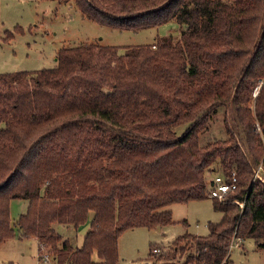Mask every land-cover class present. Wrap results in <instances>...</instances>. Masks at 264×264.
I'll return each instance as SVG.
<instances>
[{
	"label": "trees",
	"instance_id": "obj_1",
	"mask_svg": "<svg viewBox=\"0 0 264 264\" xmlns=\"http://www.w3.org/2000/svg\"><path fill=\"white\" fill-rule=\"evenodd\" d=\"M62 1L120 29L175 20L179 34L64 46L54 67L0 73V244L16 235L12 200L27 199L20 239L57 264H118L123 231L173 223L170 204L211 197L209 175L235 172L237 187L211 197L221 221L158 260L233 264L232 242L248 237L264 248V0ZM21 27L2 31L0 17V41ZM221 109L225 136L213 138ZM88 221L80 247L56 229Z\"/></svg>",
	"mask_w": 264,
	"mask_h": 264
},
{
	"label": "rangeland",
	"instance_id": "obj_2",
	"mask_svg": "<svg viewBox=\"0 0 264 264\" xmlns=\"http://www.w3.org/2000/svg\"><path fill=\"white\" fill-rule=\"evenodd\" d=\"M0 17L2 31H14L16 26H22L25 31L16 33L9 42L0 41V73L54 67L57 52L64 46L87 42L119 47L140 45L153 43L170 33L178 36L180 30L175 20L138 30L120 29L88 18L77 5L62 0H0ZM257 92L258 88H255L253 97H256ZM223 111L221 109L213 116L210 137L225 136L221 123ZM214 175L210 174L207 180ZM259 175L260 182L264 183V173L260 172ZM27 207V199H14L11 202L16 235L0 244V264H57L55 253L43 248L37 238L18 237L16 222ZM168 208L172 210L174 222L164 225L162 229L136 227L121 233L118 264H178L185 259L187 252L178 253L173 261H161L158 257L174 252V240L178 236L186 232L205 236L209 233V223L219 222L223 218V212L215 209L211 197L174 202ZM89 225V221L78 228L56 224V229L74 246L80 247ZM153 245L158 248V252L152 251L149 256ZM44 253L49 255V261L44 260ZM93 257L98 260L97 253ZM230 259L233 264H264V248L252 237L243 241L234 239Z\"/></svg>",
	"mask_w": 264,
	"mask_h": 264
},
{
	"label": "built area",
	"instance_id": "obj_3",
	"mask_svg": "<svg viewBox=\"0 0 264 264\" xmlns=\"http://www.w3.org/2000/svg\"><path fill=\"white\" fill-rule=\"evenodd\" d=\"M262 169V165L260 164L256 169V176L261 177L260 170ZM237 187V177L235 172L232 174L231 179H228L226 175L217 173L211 179L208 180V190L211 197L218 198L223 200L227 193L231 190H234ZM242 204V203H241ZM235 244V243H234ZM155 252H158V248L154 249ZM43 258L46 261L50 260L48 254L44 253Z\"/></svg>",
	"mask_w": 264,
	"mask_h": 264
},
{
	"label": "crops",
	"instance_id": "obj_4",
	"mask_svg": "<svg viewBox=\"0 0 264 264\" xmlns=\"http://www.w3.org/2000/svg\"><path fill=\"white\" fill-rule=\"evenodd\" d=\"M163 228V227H162ZM161 227H160V229H162ZM39 251H41V247L39 248Z\"/></svg>",
	"mask_w": 264,
	"mask_h": 264
},
{
	"label": "bare ground",
	"instance_id": "obj_5",
	"mask_svg": "<svg viewBox=\"0 0 264 264\" xmlns=\"http://www.w3.org/2000/svg\"><path fill=\"white\" fill-rule=\"evenodd\" d=\"M256 169V168H255Z\"/></svg>",
	"mask_w": 264,
	"mask_h": 264
}]
</instances>
